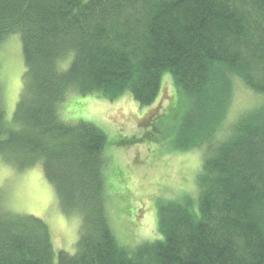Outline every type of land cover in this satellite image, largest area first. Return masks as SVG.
<instances>
[{
  "label": "trees",
  "instance_id": "16d2710c",
  "mask_svg": "<svg viewBox=\"0 0 264 264\" xmlns=\"http://www.w3.org/2000/svg\"><path fill=\"white\" fill-rule=\"evenodd\" d=\"M13 32L24 68L10 119L0 84V159L41 165L79 226L75 252L55 250L42 218L4 208L0 264H264V101L226 120L235 80L264 93V0H0V42ZM165 72L174 146L203 152L197 204L160 201V238L131 248L108 219L105 133L58 107L69 91L149 106Z\"/></svg>",
  "mask_w": 264,
  "mask_h": 264
},
{
  "label": "rangeland",
  "instance_id": "374dc122",
  "mask_svg": "<svg viewBox=\"0 0 264 264\" xmlns=\"http://www.w3.org/2000/svg\"><path fill=\"white\" fill-rule=\"evenodd\" d=\"M20 42L17 32L9 33L0 42V84L8 119L22 84ZM175 100L172 76L165 72L158 96L149 106L139 105L128 91L113 100L69 91L58 107L64 121L86 120L105 133L102 173L108 219L118 241L131 248L160 238V201L190 198L197 204L196 179L203 152L174 146L178 123L172 111ZM263 101L264 93L235 80L226 120L236 119ZM178 103L184 105L185 99ZM4 208L42 218L49 227L54 249L75 252L79 217L66 215L59 207L41 165L17 168L0 159V210Z\"/></svg>",
  "mask_w": 264,
  "mask_h": 264
}]
</instances>
